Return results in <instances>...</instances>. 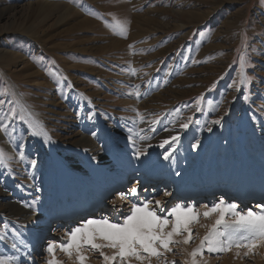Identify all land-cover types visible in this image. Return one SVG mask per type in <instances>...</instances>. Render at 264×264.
Segmentation results:
<instances>
[{
	"label": "rangeland",
	"instance_id": "1",
	"mask_svg": "<svg viewBox=\"0 0 264 264\" xmlns=\"http://www.w3.org/2000/svg\"><path fill=\"white\" fill-rule=\"evenodd\" d=\"M172 136L179 141L160 147ZM0 152V259L8 264H80L61 245L82 220L122 223L144 203L170 221L177 204L192 207L193 238L184 244L186 232L175 236L171 252L141 253L143 260L106 262L101 252L111 257L116 249L85 246L84 264H191L218 219L203 213L222 200L221 185L264 195V0H0ZM138 171L162 179L138 183ZM67 173L80 200L93 210L102 192V203L56 232L77 201L73 189L64 197ZM120 174L128 179L117 188ZM213 180L211 199L187 204ZM118 190L127 197L112 207ZM238 197L225 203L262 211L252 205L264 198ZM34 236L42 252L33 250ZM247 251L205 246L195 259L264 264V243Z\"/></svg>",
	"mask_w": 264,
	"mask_h": 264
},
{
	"label": "snow or ice",
	"instance_id": "2",
	"mask_svg": "<svg viewBox=\"0 0 264 264\" xmlns=\"http://www.w3.org/2000/svg\"><path fill=\"white\" fill-rule=\"evenodd\" d=\"M118 27L122 31H126L123 24L117 22ZM214 124H219L220 121H213ZM182 128H188V124H182ZM211 130V129H209ZM179 136H172L169 140L162 142L160 147H164L170 142L179 141ZM196 147V145H193ZM142 154L138 151L137 153ZM171 153H166L164 159H169ZM5 159L4 153L0 152V163H3ZM35 161H32L33 166ZM137 189L133 187L131 194L135 195ZM167 195V193H165ZM120 198L124 199V194H120ZM159 205L160 201H156ZM212 213H218V219L215 221V225L209 231V233L200 241V245L193 249L191 252L192 261L191 264H197V255H202L207 247L209 253L227 252L233 247L246 248L247 252L244 253L248 256L253 249L261 243H264V211L259 213L251 210L246 213L237 211V205L235 203L226 204L224 200H221L218 204H215L211 209L204 212L205 217L210 216ZM230 214L234 219L230 222L225 221V216ZM173 217L170 221L168 217H161L157 215L156 211L149 209V204L144 203L143 206L133 205L130 214L123 220L122 223L109 222L107 217L101 219H89L81 226L74 228L69 234V240L67 244L61 245V250L72 255L73 250L77 254V258L80 264H84L87 259L81 254V248L89 246L93 250L101 248L116 249V254L109 257L101 252L104 260H115L117 256L123 261L129 257H135L137 260H143L145 257L141 253L147 254L148 257H161L163 252L159 249H163L164 252H171V244L180 243L173 237L187 233V237L182 241L184 244L189 243L193 238L192 229L190 227L193 223H198L197 213L192 207H184L177 204L171 209L168 214ZM224 225L225 231L220 232L216 226ZM169 225L171 230L167 231ZM97 240L105 241L106 243H96ZM54 245L49 244L48 252L53 253ZM239 255V252H237ZM0 264H8V261L0 259ZM48 264H58L56 260H50ZM167 264V262H165ZM175 264V262H172Z\"/></svg>",
	"mask_w": 264,
	"mask_h": 264
},
{
	"label": "bare ground",
	"instance_id": "3",
	"mask_svg": "<svg viewBox=\"0 0 264 264\" xmlns=\"http://www.w3.org/2000/svg\"><path fill=\"white\" fill-rule=\"evenodd\" d=\"M93 150V149H92ZM136 178L137 180H140L138 183H144V182H154L153 180H157V181H160L162 178L158 177V174H149L148 172L146 173L145 171H138L136 172ZM128 175L125 174H120L118 176L115 177V182H114V186L119 188L120 186H124L125 182L127 181V178ZM72 181L70 179V175L67 173L65 174L64 176V179L62 180V187H63V191H64V197L65 198H69L71 197L70 193H72V189L74 190V188H72V185H71ZM137 183V184H138ZM217 181L213 180L212 184H211V187L206 189L205 191H202V190H196V191H192L196 194H191L189 193L188 195L190 197H192L190 199V201L187 202V204H190V205H198L199 202H198V199H200V196L202 194H207L206 196H210L208 197L209 199L212 198V196L214 195L215 191H214V187L216 185ZM175 189V188H174ZM173 189V190H174ZM253 189H256V187H254ZM76 190H79V187L76 189ZM252 190L251 188H247L246 186L244 185H240V186H220L219 187V190L218 192L220 193L219 196V200L222 199L224 201H228V197H231V198H234L235 197H249V196H254V197H257V198H264V195L261 194L262 191H256L255 193H250ZM123 193L124 194V199L122 200L120 198V194ZM188 192H186L187 194ZM74 194H75V190H74ZM97 195H95V199L94 201L92 202L94 205H93V208L96 209L98 206L101 205L102 203V192H97L95 193ZM78 194H75L74 198L77 200L76 201V204L74 207H70L69 206V210L67 208V210L65 212L62 213V216L61 218L59 219L58 222H56V227H57V230L56 232H58V229L62 226H65L66 223L64 221H67L70 217L72 219H74V217H78V216H86L87 214H89L90 212L94 211V209L92 210V207H90V202H87L86 199H83V200H80L79 197H77ZM127 197V194L124 193L123 190H118L115 192V196L113 195L112 199V207H117L119 205H121V203L125 200V198ZM197 198V200H196ZM206 198V197H205ZM212 202V200L210 201V203ZM237 202V201H236ZM104 204V203H103ZM256 204V205H255ZM257 204H260V205H257ZM254 206V208H258V209H261L262 211L264 210L263 206H264V200H261L259 201L258 203L254 202V204L252 205ZM92 210V211H91ZM63 215H67L66 217H64ZM88 219H94V216H89ZM87 219H84L80 222V224L82 225L83 223L86 222ZM79 223V222H78ZM38 237L37 236H34V248L33 250L34 251H38V252H42V250L39 248V241H38ZM52 243V242H51ZM50 243V244H51ZM27 254H25L26 256Z\"/></svg>",
	"mask_w": 264,
	"mask_h": 264
}]
</instances>
